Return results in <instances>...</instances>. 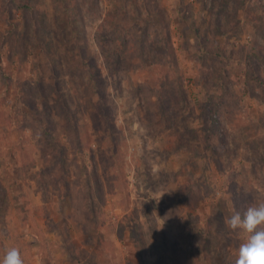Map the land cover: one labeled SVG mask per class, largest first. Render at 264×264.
<instances>
[{
    "label": "rangeland",
    "instance_id": "obj_1",
    "mask_svg": "<svg viewBox=\"0 0 264 264\" xmlns=\"http://www.w3.org/2000/svg\"><path fill=\"white\" fill-rule=\"evenodd\" d=\"M114 7L157 66L133 49L118 61ZM162 77L176 91L167 116L148 92ZM223 86L221 143L204 113ZM256 198L264 0H0V257L15 246L25 264H230L241 240L224 218Z\"/></svg>",
    "mask_w": 264,
    "mask_h": 264
},
{
    "label": "trees",
    "instance_id": "obj_2",
    "mask_svg": "<svg viewBox=\"0 0 264 264\" xmlns=\"http://www.w3.org/2000/svg\"><path fill=\"white\" fill-rule=\"evenodd\" d=\"M67 1V0H65ZM73 12L76 13V11L74 10ZM74 13V17L77 18V15H75ZM74 19L75 21H78L77 19ZM127 16L125 15V13L121 12V9L114 7L113 12L109 11V13L107 14V18L105 20V23L107 24V26L109 27V29L111 30V32L114 34L116 42H115V46H116V53H114V55L117 56L118 61L121 63L123 57H126V53H128V51L130 52L131 49H133V51H135L137 53V56L135 59H138L139 61H142V66L145 67L146 65H155L157 66L158 61H157V54L155 53V56H152L153 53L155 52L153 49H151V45L148 43V36L146 35L145 32L143 31H138L136 32H131L130 28H128V22H127ZM133 24L138 27V23L134 20H132ZM131 25V24H130ZM136 33V34H135ZM132 46V48H129V46ZM119 47V49H118ZM158 51L160 52V48L158 49ZM161 54V52H160ZM253 53L248 52L245 57H247V59H249V61H252L251 59L253 58ZM153 57L155 62H151V58ZM168 64V62H166L165 60H161L159 61V66L160 67H164ZM87 73H88V77H89V81L91 83H95V85L98 86L99 82L94 81L96 79V76L98 75V69L95 68L94 64L92 62H89L87 64ZM166 80L169 81V79L166 77H163L161 79H159L158 83H159V87L158 90H148V92L150 94L153 93V98H156V102L158 103V106L161 107L163 109L162 113L164 116L171 114H174V109L172 110V97L176 96V91H173V96L169 95V93L165 92L167 90H163L164 88V84L166 83ZM212 80H217L216 75L214 76V78ZM219 81V80H218ZM151 86H154V84H151ZM223 90H218L219 91V95H213V96H208V100L211 101V103L209 104V107L211 105V107L209 108L208 112H205L204 115H207V122L210 125V134H211V138L214 137L216 138L218 141H220L221 143L223 141L222 139V125H221V115H220V111L218 108V104L217 102L213 103L212 101H214L215 99L219 102L222 103V105H224V102L226 100V97H232L233 93L232 90H227L225 86L221 87ZM139 91V90H138ZM164 92V93H163ZM149 103L150 99H149ZM207 113V114H206ZM90 203L92 202L91 197L88 198ZM190 240L193 243V246H205V241H203V239L201 237H199L198 239H195L194 241L190 238ZM207 242V241H206ZM76 255V254H75ZM77 256V255H76ZM77 260H81L79 256H77L76 258Z\"/></svg>",
    "mask_w": 264,
    "mask_h": 264
},
{
    "label": "clouds",
    "instance_id": "obj_3",
    "mask_svg": "<svg viewBox=\"0 0 264 264\" xmlns=\"http://www.w3.org/2000/svg\"><path fill=\"white\" fill-rule=\"evenodd\" d=\"M224 224L241 240L230 264H264V199H254L243 213L233 210ZM0 264H25L21 250L7 247Z\"/></svg>",
    "mask_w": 264,
    "mask_h": 264
}]
</instances>
